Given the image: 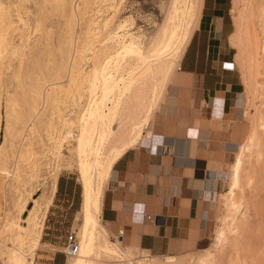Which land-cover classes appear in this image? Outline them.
Instances as JSON below:
<instances>
[{
  "label": "bare ground",
  "instance_id": "obj_1",
  "mask_svg": "<svg viewBox=\"0 0 264 264\" xmlns=\"http://www.w3.org/2000/svg\"><path fill=\"white\" fill-rule=\"evenodd\" d=\"M124 2L0 0V264H35L62 170L81 186L77 250L65 264H264V0L236 3L246 124L218 173L227 190L209 200L223 207L213 241L162 260L111 235L102 198L114 163L152 136L156 113L175 100L201 0L160 3L148 37L133 14L120 16Z\"/></svg>",
  "mask_w": 264,
  "mask_h": 264
},
{
  "label": "crops",
  "instance_id": "obj_2",
  "mask_svg": "<svg viewBox=\"0 0 264 264\" xmlns=\"http://www.w3.org/2000/svg\"><path fill=\"white\" fill-rule=\"evenodd\" d=\"M232 8L233 0H201L170 88L175 100L156 113L152 136L114 163L103 194L102 224L154 257L187 252L205 238L209 200L221 184L217 168L236 143L244 86L231 45ZM67 192L59 176L53 203Z\"/></svg>",
  "mask_w": 264,
  "mask_h": 264
},
{
  "label": "rangeland",
  "instance_id": "obj_3",
  "mask_svg": "<svg viewBox=\"0 0 264 264\" xmlns=\"http://www.w3.org/2000/svg\"><path fill=\"white\" fill-rule=\"evenodd\" d=\"M167 0H125L121 10L120 16L126 17L130 14H133L136 22V32L142 33L144 36L148 37L153 32V22L159 23L161 21V13L159 11L160 3H165ZM236 1V2H234ZM233 7L236 9L237 0H233ZM233 11H235L233 13ZM232 11L233 22H234V34L237 30L238 18L237 9ZM236 14V15H235ZM238 52V50H237ZM235 64L239 73L241 75L242 83L244 86V70L237 63L235 58ZM5 72L1 74V77L5 76ZM244 93L241 97H246L245 86ZM1 102V100H0ZM250 112L252 110L250 109ZM246 121V120H245ZM242 120V124H246ZM154 122V121H153ZM239 135V134H238ZM236 141V140H235ZM237 142V141H236ZM239 142V141H238ZM234 154L231 152H226L223 157L222 164L219 168L220 170L228 171L229 165L233 160ZM59 176L63 179V186L67 190H72V192H67V195L58 194L56 196L55 202L51 206L48 216L46 218L42 241L36 251L35 255V264H65L66 262V253L65 246L66 241L69 235L75 233L74 219L76 216V211L80 208L81 203V186L78 181L77 174L75 172H69L62 170ZM219 193H223L227 190V185L225 182H220ZM225 186V187H224ZM74 190V191H73ZM217 199L213 206L211 207V212L208 210L207 221H208V230L205 232V238L196 243L195 246L191 247L187 252L175 255L178 258L189 256L193 252L199 253L201 250L208 248L212 241V231L217 225V220L223 214V207L219 204ZM171 256V255H170ZM165 257V256H164ZM164 257H158L159 259H164Z\"/></svg>",
  "mask_w": 264,
  "mask_h": 264
},
{
  "label": "built area",
  "instance_id": "obj_4",
  "mask_svg": "<svg viewBox=\"0 0 264 264\" xmlns=\"http://www.w3.org/2000/svg\"><path fill=\"white\" fill-rule=\"evenodd\" d=\"M122 235V234H121ZM121 235L119 237H121ZM76 236L75 234H71L69 235V237L67 238V241H66V246H65V250H67V255H71V256H74L76 254Z\"/></svg>",
  "mask_w": 264,
  "mask_h": 264
}]
</instances>
